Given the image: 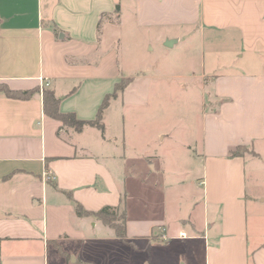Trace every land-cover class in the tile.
I'll return each mask as SVG.
<instances>
[{
  "label": "crops",
  "instance_id": "0c3cea01",
  "mask_svg": "<svg viewBox=\"0 0 264 264\" xmlns=\"http://www.w3.org/2000/svg\"><path fill=\"white\" fill-rule=\"evenodd\" d=\"M0 20V82L40 89L26 100L0 94V264H264V0H0ZM126 28L131 45L123 43ZM194 36L204 57L196 59L201 75L192 65L191 77L204 104H224L204 112L181 150H151L138 167L126 155L125 128L122 141L107 134L108 113L116 103L129 108L124 94L136 80L116 45L175 50ZM207 39L236 46L227 72L219 61L207 66ZM129 78L105 113L104 135L78 133L44 112L48 89L61 113L93 121ZM154 136L159 146L175 141L172 131ZM239 146L248 152L232 157ZM169 156L182 167L174 183L165 177ZM76 202L125 211L128 242L79 217ZM250 215L262 217L253 231Z\"/></svg>",
  "mask_w": 264,
  "mask_h": 264
},
{
  "label": "rangeland",
  "instance_id": "374dc122",
  "mask_svg": "<svg viewBox=\"0 0 264 264\" xmlns=\"http://www.w3.org/2000/svg\"><path fill=\"white\" fill-rule=\"evenodd\" d=\"M129 30L126 28L123 31V36H125L123 43L125 45L126 42L131 45L130 42H132L128 40ZM118 31L112 29L111 35L114 37L119 33ZM171 32L176 34L178 30L173 29ZM183 33L190 34V30L184 29ZM103 35L105 37V31ZM130 36L132 37V34ZM155 48V51H149L146 45H143L137 51L133 48V50H121L120 44L117 43L116 45L120 66L127 70V74L131 72L130 75L135 76L136 80L124 94L125 101L132 102L129 108L123 109L120 103H116L108 113L107 134L109 137L119 136L122 141L120 134L125 128L128 150L126 155L130 162L135 163L138 167L143 163L141 160L143 154H147L151 150L157 154H168L172 148L177 151L181 150L183 141L191 138L193 140L190 129L194 135L197 134L201 127L204 112L207 111L211 115L224 104L223 101L219 103L216 100L207 101L204 104L200 82L191 77L192 65L195 66L196 74L201 75L200 66L196 59L199 60V58L204 57L197 36L188 40L187 43L178 45L175 50L164 49L161 51L157 46ZM235 48L234 44L225 40L215 42L207 39L204 47L207 66L219 61L222 66L226 67L221 72H227L229 70L227 68H231L236 61L234 59L235 54L231 53V50H235ZM188 50L194 54V57L197 56L193 63H188L185 60V52ZM176 53L180 56L178 64L174 63ZM246 59L240 62L241 65ZM153 74L158 78H152ZM171 75L181 77L172 79ZM212 79L209 78L208 81H212ZM164 131L175 133V141L173 143L167 141L163 146H159L154 135ZM167 163L171 173L169 172L165 177L174 183L182 167L171 156H169ZM136 176L134 177L136 178ZM188 176L190 177V175ZM261 218L257 220L256 217L250 215L251 231L256 226L258 227L257 223H260Z\"/></svg>",
  "mask_w": 264,
  "mask_h": 264
},
{
  "label": "trees",
  "instance_id": "16d2710c",
  "mask_svg": "<svg viewBox=\"0 0 264 264\" xmlns=\"http://www.w3.org/2000/svg\"><path fill=\"white\" fill-rule=\"evenodd\" d=\"M1 27V20H0ZM133 79H123L115 87L113 94L107 95L99 108L97 117L93 121H84L77 118L74 113H61L59 109L60 100L56 98L54 92L44 89V112L45 114L55 120L63 123L64 126L74 129L76 132L81 133L86 127L96 128L101 131L102 135L105 134L104 117L111 102L119 97L120 93H123L128 86L132 83ZM39 88H35L29 91H20L11 89L6 83L0 82V94H3L9 98L26 100L31 98L35 93L39 92ZM248 149L243 146L236 147L231 151L232 157L243 156ZM69 196H71L69 194ZM76 214L79 217H93L101 221L104 225L112 228L115 231L117 237L121 240L128 242L127 240V215L125 211L120 212L118 208L105 207L99 211L93 212L86 210L81 204L75 203ZM63 256L69 259V256L62 252ZM80 264H90L80 262Z\"/></svg>",
  "mask_w": 264,
  "mask_h": 264
},
{
  "label": "built area",
  "instance_id": "2783aa9c",
  "mask_svg": "<svg viewBox=\"0 0 264 264\" xmlns=\"http://www.w3.org/2000/svg\"><path fill=\"white\" fill-rule=\"evenodd\" d=\"M42 82H43V87L44 88H48L50 86V82L46 79H42ZM182 237H185L186 235L183 233L181 234Z\"/></svg>",
  "mask_w": 264,
  "mask_h": 264
},
{
  "label": "water",
  "instance_id": "95a60500",
  "mask_svg": "<svg viewBox=\"0 0 264 264\" xmlns=\"http://www.w3.org/2000/svg\"><path fill=\"white\" fill-rule=\"evenodd\" d=\"M174 42H175V41H168V42L166 43V46H167V47H171V46H173Z\"/></svg>",
  "mask_w": 264,
  "mask_h": 264
}]
</instances>
